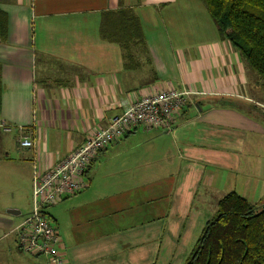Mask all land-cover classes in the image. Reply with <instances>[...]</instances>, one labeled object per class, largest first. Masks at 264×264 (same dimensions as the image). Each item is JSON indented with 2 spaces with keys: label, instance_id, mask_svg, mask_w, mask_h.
I'll return each instance as SVG.
<instances>
[{
  "label": "crops",
  "instance_id": "obj_1",
  "mask_svg": "<svg viewBox=\"0 0 264 264\" xmlns=\"http://www.w3.org/2000/svg\"><path fill=\"white\" fill-rule=\"evenodd\" d=\"M133 9L149 64L126 68L102 13ZM0 264H46L17 247L33 165L56 166L113 116L161 90L189 92L170 130L135 127L46 215L66 264H184L217 202L264 207V88L201 0H0ZM20 136L34 142L22 148ZM149 204L148 212L143 205Z\"/></svg>",
  "mask_w": 264,
  "mask_h": 264
},
{
  "label": "trees",
  "instance_id": "obj_2",
  "mask_svg": "<svg viewBox=\"0 0 264 264\" xmlns=\"http://www.w3.org/2000/svg\"><path fill=\"white\" fill-rule=\"evenodd\" d=\"M221 40L229 43L264 88V0H201ZM100 37L120 47L126 68L149 64L144 34L133 9L102 13ZM6 16L0 10V42ZM2 94L0 66V105ZM184 264H264V207L234 192L216 205Z\"/></svg>",
  "mask_w": 264,
  "mask_h": 264
},
{
  "label": "built area",
  "instance_id": "obj_3",
  "mask_svg": "<svg viewBox=\"0 0 264 264\" xmlns=\"http://www.w3.org/2000/svg\"><path fill=\"white\" fill-rule=\"evenodd\" d=\"M189 92L161 90L142 97L122 114L113 116L108 125L97 130L65 159L49 170L36 164L32 174V209L17 229L18 249L31 256H40L46 264H66L59 250L60 238L45 209L60 199L78 194L86 187L84 173L97 154L119 141L135 127L146 130H170L175 116L186 104ZM264 111V105L259 104ZM14 127L0 120V130L11 133ZM22 148L33 149L34 142L20 136Z\"/></svg>",
  "mask_w": 264,
  "mask_h": 264
},
{
  "label": "rangeland",
  "instance_id": "obj_4",
  "mask_svg": "<svg viewBox=\"0 0 264 264\" xmlns=\"http://www.w3.org/2000/svg\"><path fill=\"white\" fill-rule=\"evenodd\" d=\"M254 75H256L255 73H254ZM6 179H4V180H2L1 182H0V189H1V185L3 186V188L5 189L6 188V190H7V192H8V189H11V187H12V182H8V181H5ZM30 206H29V212L31 211V209H32V185H31V197H30V204H29ZM54 208H56L55 206H52V207H49V208H47V213L48 214H51V215H54L53 214V209ZM150 207H149V204L147 205V204H145V205H143V209H144V212L143 213H145V212H148V209H149ZM54 224V223H53ZM42 260H44V258H41Z\"/></svg>",
  "mask_w": 264,
  "mask_h": 264
}]
</instances>
